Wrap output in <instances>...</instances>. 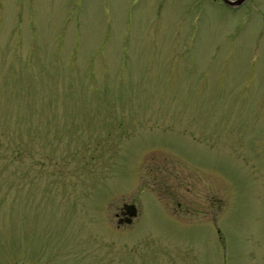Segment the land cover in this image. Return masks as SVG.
Listing matches in <instances>:
<instances>
[{
  "label": "rangeland",
  "instance_id": "obj_1",
  "mask_svg": "<svg viewBox=\"0 0 264 264\" xmlns=\"http://www.w3.org/2000/svg\"><path fill=\"white\" fill-rule=\"evenodd\" d=\"M34 262L264 264V0H0V264Z\"/></svg>",
  "mask_w": 264,
  "mask_h": 264
},
{
  "label": "flooded vegetation",
  "instance_id": "obj_2",
  "mask_svg": "<svg viewBox=\"0 0 264 264\" xmlns=\"http://www.w3.org/2000/svg\"><path fill=\"white\" fill-rule=\"evenodd\" d=\"M215 4L220 5V6H226V7H231L227 3H225L224 0H213ZM248 0H246L247 2ZM133 215H136V210L128 207V205H125V208L120 212V214H117L118 220V227L122 226V224H128L131 223ZM25 264V263H22ZM32 264H37L36 262Z\"/></svg>",
  "mask_w": 264,
  "mask_h": 264
},
{
  "label": "water",
  "instance_id": "obj_3",
  "mask_svg": "<svg viewBox=\"0 0 264 264\" xmlns=\"http://www.w3.org/2000/svg\"><path fill=\"white\" fill-rule=\"evenodd\" d=\"M231 7H239L242 6L246 0H224Z\"/></svg>",
  "mask_w": 264,
  "mask_h": 264
}]
</instances>
